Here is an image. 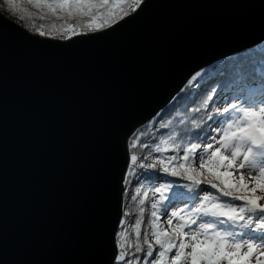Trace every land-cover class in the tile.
<instances>
[{"label": "water", "instance_id": "1", "mask_svg": "<svg viewBox=\"0 0 264 264\" xmlns=\"http://www.w3.org/2000/svg\"><path fill=\"white\" fill-rule=\"evenodd\" d=\"M66 40L0 13V264H111L128 137L264 41V0H145Z\"/></svg>", "mask_w": 264, "mask_h": 264}, {"label": "snow or ice", "instance_id": "2", "mask_svg": "<svg viewBox=\"0 0 264 264\" xmlns=\"http://www.w3.org/2000/svg\"><path fill=\"white\" fill-rule=\"evenodd\" d=\"M3 2L15 15L18 0ZM27 2L64 20L60 30L73 35L81 34V28L96 32L126 23L145 5V0ZM73 19L79 23H70ZM43 28L33 24L40 36L46 35ZM233 71L227 92L222 81L211 85L214 77L205 69L195 72L172 97L184 105L183 111L167 121L156 114L160 129L174 125L158 142L145 131L131 134L133 151L123 183L138 185L132 192L125 189L137 210L134 223L125 219L133 215L130 211L118 221L111 264H264V80L243 67ZM202 92L199 104L189 109ZM214 97L223 104H210ZM150 127L156 128L155 123ZM168 152L174 154L165 156ZM158 173L185 182L157 186L163 179ZM169 207L175 208L170 214ZM161 216L167 217L163 223Z\"/></svg>", "mask_w": 264, "mask_h": 264}, {"label": "trees", "instance_id": "3", "mask_svg": "<svg viewBox=\"0 0 264 264\" xmlns=\"http://www.w3.org/2000/svg\"><path fill=\"white\" fill-rule=\"evenodd\" d=\"M0 13L5 15L6 17L12 19L16 23H18L19 25L24 27L26 30H28L29 32L34 33V34H38V33L34 31L33 24H35L37 27L40 24H43L44 28L42 30H44L46 32L45 36H47V37L67 39L69 37L74 36L70 32L64 33L63 31L60 30V26L65 23L64 20L56 19L51 14L45 15L43 12H40L37 9L33 8L32 5L27 2V0H18L15 15L13 13L7 11L5 9L3 0H0ZM41 15H44L43 20L39 19V17ZM20 16H23L24 19L21 20L19 18ZM69 22L73 23V24L79 23V21L77 19H73ZM53 24L56 26L55 28L52 27ZM79 31L81 34L91 33L85 29H82V28L79 29ZM234 67H243L249 74L255 75L258 78H260L261 80H264V41L262 43L258 44L257 46H255L251 49H248L244 52H241V53H238L236 55L220 59V60L210 64L209 66H207L203 69H205L206 72L208 74H210V76L214 77V79L211 81L212 86H214L217 82L222 81L226 85L225 92H227L229 90L227 87L228 82L230 80H233L236 76V73L233 71ZM203 95H204V92H202L200 96H197L195 98V103L188 104L187 107L189 109H191L192 107L198 105L200 100L203 98ZM215 99H216V97H214L213 102H210V104L214 103ZM183 109H184V105L182 103H180L179 100H177V101L171 100V102L166 107H164L162 110H160L159 113H161V117L163 118V120L167 121L169 119H172L178 111L182 112ZM197 115L199 116L200 114H197ZM155 117H156L155 121H153V119H151L149 122L138 127L134 132H136L137 130L148 132L149 137H155L157 139V142H158L159 135L161 133H164V134L168 133L169 131H171V129H172V127H174V125L170 126L169 129H160L159 128V122H160L161 117H157V116H155ZM150 122L155 123L156 128L150 127ZM144 140H145V142H150L148 137H145ZM130 143H131V135L127 139V150L129 153V163H130V156H131V153L133 151L129 147ZM146 152H147V149L143 153H141L139 150H137L138 155L146 154ZM170 154L173 155L174 153H171V152L164 153L165 156L170 155ZM153 155L156 156V155H158V153H154ZM138 171L143 172L144 170L138 169ZM158 175L164 176L165 178H167L168 180L173 181V182L176 180H180L179 177L165 176L163 173H158ZM134 186H138V185H135V183H133L132 185H125L123 183L124 212L130 211L133 213V215L130 217H126V218L123 217V215H122V218L129 220L131 223H134V216H135V213L137 210L136 209V203L131 201L130 196H125V189H127L129 192H132L134 190ZM147 207L149 208V204L147 205ZM147 214H148V212L146 211L145 215H144L145 224L141 225V231L142 232H143V228L146 225L145 218H146ZM120 230L121 229L119 228L118 231H120Z\"/></svg>", "mask_w": 264, "mask_h": 264}, {"label": "rangeland", "instance_id": "4", "mask_svg": "<svg viewBox=\"0 0 264 264\" xmlns=\"http://www.w3.org/2000/svg\"><path fill=\"white\" fill-rule=\"evenodd\" d=\"M91 33H93V32H91ZM86 34V33H85ZM75 36V35H74ZM47 37V36H46ZM73 37V36H72ZM50 38H52V37H50ZM69 38H71V37H69ZM69 38H67V39H69ZM54 39H57V40H66V39H62V38H54ZM263 42V41H262ZM261 42V43H262ZM214 103L216 104V106H220L221 104H223V101L221 100V101H217L216 99H215V101H214ZM208 123H212L211 121H209ZM160 154H158V155H156V156H159ZM170 155H172V154H170ZM161 176V175H160ZM161 177H163V179L162 180H159V181H156L155 183H156V185L158 186V184L159 183H162V182H173V181H170V180H168L167 178H165L164 176H161ZM185 181H182V180H176V181H174V183H184ZM135 187V186H134ZM202 187H204V188H207L208 186L207 185H202ZM214 191V190H213ZM151 195V194H150ZM181 207H183V205H180ZM149 208H150V203H149ZM175 210V208H173V207H169L168 208V213L170 214L172 211H174ZM123 212H124V205H122V215H123ZM148 216H149V213L146 215V218H145V220H146V222H147V220H148ZM166 216H161V222L163 223L165 220H166Z\"/></svg>", "mask_w": 264, "mask_h": 264}]
</instances>
